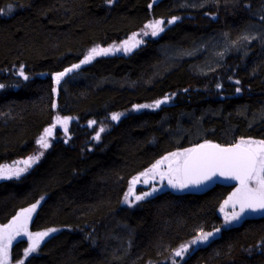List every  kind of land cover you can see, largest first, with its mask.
Returning a JSON list of instances; mask_svg holds the SVG:
<instances>
[{
	"label": "trees",
	"instance_id": "16d2710c",
	"mask_svg": "<svg viewBox=\"0 0 264 264\" xmlns=\"http://www.w3.org/2000/svg\"><path fill=\"white\" fill-rule=\"evenodd\" d=\"M0 9V164L30 156L56 115L72 117L27 172L0 179V224L40 201L29 228H60L27 258L25 242L14 243L12 262L264 264V213L220 228L231 187L122 204L129 178L169 151L264 139V0H0ZM172 16L131 52L98 56L59 85L51 79L89 48ZM165 96L160 108L134 109ZM216 229L206 245L174 256Z\"/></svg>",
	"mask_w": 264,
	"mask_h": 264
},
{
	"label": "snow or ice",
	"instance_id": "6c2138e0",
	"mask_svg": "<svg viewBox=\"0 0 264 264\" xmlns=\"http://www.w3.org/2000/svg\"><path fill=\"white\" fill-rule=\"evenodd\" d=\"M106 2L112 4L113 0H106ZM149 7H151V4ZM8 11H12L11 6L8 8ZM3 13L4 10L0 9V14ZM178 19L179 17L173 16L167 21V24H174ZM164 25L165 21L163 19H155L144 25L142 33H134L119 45H112L107 48L100 46L91 48L78 64H74L64 71L56 73L54 75L55 83L59 85L60 81L68 73L79 69L81 65L91 63L98 56H106L121 50L125 53L131 52L143 43L141 39L137 38L138 36L150 34L155 37L164 31ZM18 74L25 80L28 79L24 74L23 67L20 68ZM236 83L239 84L240 82L236 81ZM4 87L5 85L0 84V88ZM217 87L220 86L217 85ZM53 91L56 90L53 89ZM236 91L240 92V88H237ZM169 99L170 97L165 96L163 99L156 100L152 104L136 105L134 108L137 111L143 108L157 109L162 104L168 103ZM53 107L55 108V105ZM121 115L122 113H113L110 119L112 121H119ZM71 120L72 117L56 115L53 123L43 130V133L36 141L41 151L25 159L13 161L11 164H0V179L19 178L23 173L27 172L44 155L43 150H47L51 146L49 138L53 136L57 126H61L63 132L67 135ZM96 123L95 120H91L89 121V126L96 125ZM104 131L105 128L100 127L93 139L98 141L100 134ZM157 176H159L161 181L167 179L170 187L180 190L190 187L199 188L200 186L207 185L208 182L213 181L215 178L236 181L237 186L235 190L223 201L219 209L224 214L225 224L241 220L248 212L264 213V139L240 138L228 146L205 141L182 151L171 152L157 160L150 168L131 179L128 192L124 196V202L127 203L130 196H134L136 201L151 196L157 191L155 187L150 192L136 195L135 186L141 181L144 184H148L149 177L155 179ZM142 178L144 179L142 180ZM38 204L39 201L19 211L8 223L0 224V264H9L10 249L13 241L18 237L27 238L28 247L24 250L23 254L27 258L38 250L45 237L57 231L55 228L35 233L29 231V221L32 218V214L36 211ZM229 207L232 209L231 212L227 211ZM216 232H219V229H216ZM214 234V232H204L201 230L194 239L176 249L173 253L174 256L183 259L185 253L189 251L190 245L207 242ZM19 264H24V260H20ZM173 264H176V261H173Z\"/></svg>",
	"mask_w": 264,
	"mask_h": 264
},
{
	"label": "rangeland",
	"instance_id": "374dc122",
	"mask_svg": "<svg viewBox=\"0 0 264 264\" xmlns=\"http://www.w3.org/2000/svg\"><path fill=\"white\" fill-rule=\"evenodd\" d=\"M172 17H173V16H172ZM172 17H169V18H167L166 20H164V21H165L164 28L168 26L167 21H168L169 19H171ZM175 17H176V16H175ZM152 20H155V19H150L149 21H152ZM149 21H148V22H149ZM148 22H147V23H148ZM143 30H144V26H143L142 28H140L139 31H137L136 33H142ZM148 36H151V35L149 34V35H147V36H143V35L141 34V35L138 36L137 38H138V39H143L142 37L146 38V37H148ZM127 39H128V37L125 38V39H123V40H121V41H119V42H117V43H110V44H105V45H102V44H101V45H96V46H100V47H103V48H107L108 46L119 45L120 43H122L123 41H125V40H127ZM96 46H93V47H96ZM93 47H91V48H93ZM91 48H89V49L85 52L84 55H86L87 52H88ZM121 51H122V50H121ZM121 51H118V52H121ZM114 53H116V52H114ZM84 55L81 57L80 60L83 59ZM80 60L77 61V62L74 63V64H78V63L80 62ZM74 64H72V65H74ZM72 65L68 66L67 68L71 67ZM85 65H86V64H85ZM85 65H81V67H83V66H85ZM81 67H80V68H81ZM80 68H79V69H80ZM77 70H78V69H77ZM63 71H64V70H63ZM74 71H76V70H74ZM59 72H62V71H59ZM59 72H55V73H53V74L51 75V79L54 80V75H55L56 73H59ZM68 74H70V73H68ZM54 81H55V80H54ZM143 104H150V103H143ZM143 104H138V105H143ZM135 106H136V105H135ZM134 109H135V108H134ZM140 110H141V109H140ZM136 111H137V110H136ZM120 113H122V112H120ZM122 114H123V113H122ZM55 130H56V129H55ZM55 130H54V133H55ZM54 137H55V135L53 134V136L49 138V139H50V143L52 142V140H54ZM184 149H186V148L174 149V150H172V151H169V152L163 154L161 157L157 158V159L152 163V165H153L157 160L161 159L163 156H165V155H167V154H169V153H171V152L182 151V150H184ZM38 151H41V149H39V147H38V145H37L36 148H35V150H34V152H33L31 155H35V154H37ZM43 151H45V150H43ZM31 155H30V156H31ZM152 165H150L149 167H147V168H145V169H143V170H141V171L135 173L134 175H132V176L129 178V180H128V184H127V189H126V192L124 193V196H125V194L128 192V189H129V182L131 181V179H132L133 177H135V176H138L140 173L144 172L145 170H147L148 168H150ZM143 179H144V178H142V180H143ZM148 179H149V183H148V184H144L142 181H141L140 183L136 184V186H135V194H136V195H142L144 192H150V191H152V188H153V187H155V188L157 189V191L154 192L151 196H153V195H155V194H157V193H159V192H161V191H163V190L183 191V190H180V189H176V188H172V187H170V186L168 185L167 179L161 181L160 178H159V176H157L155 179H152L151 177H149ZM236 186H237V185H235V186H233V187L230 188L228 194L222 199V201L220 202V204H219V206H218V214H219L220 219H221V221H220V228H228V227H230V226L237 225L238 222H239V221H233V222L230 223V224H225V221H224V214L221 213L220 210H219V209H220V206L223 204V201H224L225 199H227V197H228V196H229V195L235 190V187H236ZM124 196H123V199H122V204H124V205L132 206V205H134V204L137 202V201L135 200V197H134V196H130L128 202L125 203V202H124ZM147 197H150V196H147ZM147 197H145V198H147ZM36 203H37V202H35V203H33V204H36ZM39 203H40V201H39ZM33 204H32V205H33ZM30 206H31V205H29V206H27V207H24V208H22V209L28 208V207H30ZM22 209L18 210V211L15 213V215H16L19 211H21ZM237 210H238V208H237ZM227 211L231 212V211H232L231 207H229V208L227 209ZM33 214H34V213H33ZM33 214H32V216H33ZM254 214H259V212H248V213H246V214L244 215V217H246V216H250V215H254ZM15 215H14V216H15ZM244 217H243V218H244ZM11 219H12V218H10L6 223H8ZM31 219H32V218H31ZM30 221H31V220H30ZM30 221H29V224H30ZM6 223H5V224H6ZM51 228H55V229H57V231L60 229L59 227H51ZM48 229H50V228H46V229H42V230H31V229L29 228V231L35 233V232H40V231H46V230H48ZM57 231H56V232H57ZM204 232H214L215 234H214V236L210 237L209 240H208L207 242H204V243H197L196 245H190V246H189V251H191V250H193V249H195V248H197V247H200V246H204V245H206V244H207L212 238H214V237L216 236V234H217L216 230H213V231H204ZM54 233H55V232H54ZM54 233H51L50 235H52V234H54ZM199 233H200V232H198L196 235H198ZM50 235H49V236H50ZM196 235H194L193 237H191V238H190L188 241H186L184 244H186V243H188L189 241H191L192 239H194ZM49 236H48V237H49ZM46 238H47V237H45V239H46ZM45 239H44V240H45ZM20 240H23V241L25 242V246H26V247L23 248V250H22V254H24V250L28 247V241H27V238H26V237H18L16 240L13 241V244L16 243L17 241H20ZM44 240H43V241H44ZM43 241H42V242H43ZM42 242H41V243H42ZM13 244H12V246H13ZM40 245H41V244H40ZM12 246H11V248H12ZM189 251H188V252H189ZM188 252H187V253H188ZM185 254H186V253H185ZM23 258H25L24 255L22 256L21 259H23ZM21 259H20V260H21ZM9 264H19V261L12 262V258H11V249H10Z\"/></svg>",
	"mask_w": 264,
	"mask_h": 264
},
{
	"label": "water",
	"instance_id": "95a60500",
	"mask_svg": "<svg viewBox=\"0 0 264 264\" xmlns=\"http://www.w3.org/2000/svg\"><path fill=\"white\" fill-rule=\"evenodd\" d=\"M203 142H205V141L199 142L197 144H200V143H203ZM211 142L217 143L215 141H211ZM232 143H234V142H232ZM232 143L221 144V145L228 146V145H230ZM197 144H195V145H197ZM218 144H220V143H218ZM195 145H193V146H195ZM215 185H220V186H225V187H232L234 185H237V182L236 181L224 180L223 178H215L213 181L208 182L207 185L200 186L199 188H191V187L190 188H186V189H184V191L187 192V193H191V194H202V193H205L208 190H210Z\"/></svg>",
	"mask_w": 264,
	"mask_h": 264
},
{
	"label": "bare ground",
	"instance_id": "6f19581e",
	"mask_svg": "<svg viewBox=\"0 0 264 264\" xmlns=\"http://www.w3.org/2000/svg\"><path fill=\"white\" fill-rule=\"evenodd\" d=\"M153 1H154V0H153ZM155 1H156V0H155ZM155 1H154V2H155ZM104 45H105V44H104ZM108 47H109V46H108ZM121 54H122V53H121ZM125 54H126V53H125Z\"/></svg>",
	"mask_w": 264,
	"mask_h": 264
}]
</instances>
